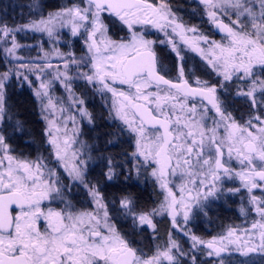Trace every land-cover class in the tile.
Wrapping results in <instances>:
<instances>
[{"label": "snow or ice", "instance_id": "snow-or-ice-1", "mask_svg": "<svg viewBox=\"0 0 264 264\" xmlns=\"http://www.w3.org/2000/svg\"><path fill=\"white\" fill-rule=\"evenodd\" d=\"M201 2L209 9L207 14L212 23L225 34L224 39L215 41L202 33L196 36L194 44L184 36L181 39L199 52L221 78L217 85L197 77L193 87L185 78L180 49L166 31L171 28L175 34L183 26L175 22L163 2L157 5L150 0H79L29 25L13 28L0 24V41L5 45L3 52L20 61L16 55L21 47L15 38L18 31L27 28L58 39V30L68 27L72 36H81L85 51L79 60L74 53L55 50V55L63 59L65 69L56 78L63 77L61 82L69 91L73 106L89 122L91 114L80 107L83 99L71 94L69 67L75 66L77 78L97 91L111 94L110 115L120 122L121 132L126 131L132 137L135 149L132 159L139 166L151 169V175L163 190L164 201L159 210L171 216L173 227L184 231L177 217L182 215L187 223L191 209L186 201L198 202L199 189H205L207 197L217 190V181L222 176L238 177L260 219L252 223L251 232L245 229L242 235H237L235 229H230L227 237L209 241L191 235V247L196 250L202 246L208 250V256H219L225 247L223 241L227 240L243 255L264 253V0ZM229 10L235 19L230 17V23H224L218 13L228 14ZM105 14L118 18L126 26V37L113 39L108 34ZM137 25H150L164 32L167 39L159 43L171 44L180 61L175 79L162 74L155 51L157 41L149 39L148 33ZM44 55L48 57L49 53ZM28 67V63L19 62V68L0 73V124L7 115L5 82L16 75L22 77L21 83L27 81L32 87L29 76L19 71ZM47 67L52 65L49 63ZM233 80L240 85L236 96L244 98L249 107V119L243 124L232 116L217 95L218 89L227 90L228 82ZM50 87V83L41 82L35 95L42 108L54 117L58 104L61 113L66 109L60 98L54 102ZM196 98L207 104H198ZM62 119L65 127L67 120L75 125V115L62 116ZM48 124L46 135L57 166H50L42 157L22 160L13 156L8 137L0 128V264H180L179 257L188 254L171 234L163 249L158 246L148 256L133 247L109 222L97 187L99 181L94 184L88 179L89 161L93 159L91 146L68 138L67 131L62 140L57 121L49 119ZM106 159L102 176L112 180L120 165L112 157ZM233 159L239 163V171L231 167ZM170 177L186 181L179 186V195L173 191L174 185L170 186ZM79 186L87 189L97 206L104 209L102 216L99 212L75 209L70 194L73 187ZM254 189L261 190L262 195L253 194ZM193 190L197 192L196 197L192 196ZM56 201L63 207H52ZM120 204L134 225L138 223L155 230L152 217L157 210L137 213L127 196ZM184 234L189 235L186 231ZM257 234L258 243L254 240ZM191 260L196 264L194 255Z\"/></svg>", "mask_w": 264, "mask_h": 264}, {"label": "flooded vegetation", "instance_id": "flooded-vegetation-1", "mask_svg": "<svg viewBox=\"0 0 264 264\" xmlns=\"http://www.w3.org/2000/svg\"><path fill=\"white\" fill-rule=\"evenodd\" d=\"M177 1L150 0V2L157 5L161 2L165 3L170 9L175 22L183 26L177 29L175 34L171 32V28L166 29V31L172 36L177 47L180 49L181 56L183 57L182 63L185 66V78L189 79L193 87L196 86L195 80L197 77L202 81L217 85L221 78L207 65V62L199 52L192 50L190 44H194L196 36L201 33L215 41H222L224 39V33L220 32L215 24L212 23L207 14L209 9L202 2L201 4L203 6L191 4V7L182 9L179 7ZM78 2L79 0H71L73 4ZM2 4L3 0H0V18L6 15V11L11 10L8 7H3ZM256 10L257 12L259 11L258 4ZM230 17L231 19H235V16L230 14L228 19L221 20L224 23H230ZM29 22L31 23V21ZM104 22L108 26V34L113 39H120L127 36L128 30L118 18L105 14ZM137 28L146 31L149 39L157 41L155 51L158 59V68L162 74H166V78L175 79L177 75L176 68L180 61H178L176 53L172 50L171 44L159 43L160 40L167 39L164 32L150 25H137ZM189 29H195L196 32L189 31ZM181 36L189 39L190 44H185ZM50 41L52 42L53 40ZM30 42L33 44L36 42V39L32 38ZM56 42L59 44L57 47L61 53L68 54L72 52L77 59L84 55V40L79 35L72 36L71 33H64L61 39H56ZM35 46L33 45L32 47ZM14 78L12 77V79L5 82V107L7 115L3 124H0V128L4 129L8 137V142L12 149L11 154L22 160H36L38 158L37 155H39L45 161L50 162V166H57L52 147L48 143V137L44 135L43 121L40 118V113L36 109L35 91L37 89V83L35 79H32V87L19 86L17 77L14 76ZM238 86H240L239 82L235 80L228 82L227 90L218 89L217 95L232 116L239 123L243 124L249 119V107L244 98L236 96ZM60 87L62 86H58L56 90L57 93L59 92L62 95V104L66 109L64 113L67 115V98L65 99L64 95L66 88L64 86L62 87V91H60ZM10 93L17 94L19 98L25 95L32 101L35 114L37 113L36 116L39 117V120H37L41 124L40 135L38 137L28 131L20 114H11L7 111L10 103L7 102L6 96ZM102 95L99 98L100 102L98 107L93 108V113H91L92 120L91 122L88 120L89 126L85 134L86 139L91 144L87 143L91 146L92 150L90 154L93 157L89 161L88 179L94 184L97 180L99 181L97 187L103 197V204L106 206L109 222L114 224L117 230L132 242V246L151 256L156 252L158 246L161 249L165 247L169 240V234H171V238L188 254L179 257L180 264H192L191 257L193 255L196 257V264H264V253L256 251L243 255L236 250L237 246L235 244H228L227 240L223 241L225 247L219 256H208V250L202 246H198L196 250L192 249L191 235H195L204 241H209L213 238L218 239L221 236L227 237L230 229H235L237 235H242L245 229L251 232L252 223L258 221L260 218L249 202L250 196L247 189L242 186V182L238 177L228 178L222 176L221 180L217 181V190L213 195L205 197L204 193L206 190L201 188L199 189L200 196L198 202L196 200L186 201L191 209L189 212V220L185 224L183 216L179 215L177 219L180 221L184 231L174 228L171 216L166 211L159 210L161 203L164 201L163 190L160 188L155 177L151 175V169H145L139 166L132 159L131 153L135 150L134 141L126 131L121 132L120 122L114 120L110 115L111 96L106 98L104 96L102 97ZM196 101L198 104H207V101L201 102L199 98H196ZM209 107L211 106L209 105ZM8 116L11 119H8ZM62 116L64 117L61 113V118ZM17 125L22 128L23 135H8L11 130H14V133L16 132V129L10 128V126L18 127ZM43 143H45V150L38 152L37 147L40 146V149H42ZM107 157L114 158V163L120 165V167L116 168V175L112 180H107L102 176V173L106 171ZM231 167L236 171L240 170V165L235 159L231 161ZM59 170L63 173L62 166L59 167ZM63 175L66 180V173H63ZM150 177L155 182L152 190L155 200L151 205L145 199L139 204L131 190L136 187L143 193H148ZM170 180L172 182L170 186L174 185L173 191L179 195V186L186 181L178 177H170ZM188 187L191 188L192 186L188 185ZM229 189H239V191H229ZM253 194L260 197L262 192L259 189H254ZM125 196L132 199L134 209L137 213L141 211L150 212L154 209L157 210V213L152 217L153 223L156 225L155 230L146 225L133 224L132 217L126 214L120 204V201ZM192 196H197L196 190L192 191ZM70 199L77 211L99 212L101 216L103 215L104 209H100L97 206L88 190L83 186L73 187ZM51 206L57 209L63 207L59 201L54 202ZM242 209L243 211H241ZM185 231L189 235H185ZM254 240L258 243V234L254 237Z\"/></svg>", "mask_w": 264, "mask_h": 264}, {"label": "rangeland", "instance_id": "rangeland-1", "mask_svg": "<svg viewBox=\"0 0 264 264\" xmlns=\"http://www.w3.org/2000/svg\"><path fill=\"white\" fill-rule=\"evenodd\" d=\"M189 4H194L196 6H203L201 4V0H189ZM73 3H71V0H60L57 1L56 8L52 9H46L44 8V1L43 0H3L2 6L5 8H10V11H6V15L3 18H0V24H7L9 27H20L29 25L30 22L28 21H38L42 18L46 19L49 15V13H56L58 11H61L64 7H69ZM231 14V10H229L228 14H221L218 13V16L220 19H228L229 15ZM105 15L103 16L104 19ZM59 37L58 39H61V36L64 35V33L70 34V28L65 27L63 29H59ZM35 34V35H34ZM35 36V37H34ZM16 42L21 46L17 49L16 55L20 57V61H17L14 57H9L3 52L4 44L2 41H0V73H3L5 71H8L9 69H17L19 68V62L28 63L29 67L27 69H19L20 72L27 74L29 76V80L32 82V79H35L37 89L39 88L41 82L44 83H50L51 87L49 89L50 95L53 97V100L57 98H60L63 100L62 95L58 92L56 88L58 86L64 87V84L61 82L63 77L61 79H57L56 77L59 75V73L65 72L64 65H63V59L57 55H55V50L58 49V43L56 42V39L50 38L47 33L44 32H37L30 29H25L23 31H18L15 33ZM32 38L36 39L35 43H31L30 40ZM50 40H53L52 42ZM31 43V45H30ZM33 45H36L35 47H32ZM48 52L49 56L45 57L44 53ZM60 52V51H59ZM72 53V52H71ZM79 60V59H78ZM8 61H11L9 63ZM51 64L52 67H47L48 64ZM36 65H39L37 68ZM42 70V71H41ZM77 69L75 66H70L67 70V75L71 78L70 84H71V94H73L75 97L83 99L84 104L80 105V107L84 108L88 113H93V108L98 107V104L100 102V96L102 95L101 92H97L96 89L88 84L85 80L79 79L76 76ZM16 75H12L14 78ZM37 76L40 77V79H37ZM17 77V76H16ZM51 78V79H50ZM8 79V81L10 80ZM15 79V78H14ZM18 85L19 86H25L28 87L29 84L27 81H24L21 83L22 77H17ZM62 87H60V91H62ZM58 89V88H57ZM76 89L78 90L76 92ZM65 99H66V108H67V115L66 113H62L64 117H68L70 115H75V125H73L71 120H67L66 127H65V120L61 118V112L60 107L61 105H57V108L55 110V116L49 115L47 111H45L41 104L39 99L35 95L36 103H37V111L40 113V118L43 121V130L44 135H46V129L49 127L48 121L49 119H55L58 123V126L61 129L60 136L63 140L64 132L67 131L68 138L73 140H78L80 142L88 143L90 144L89 140L86 139V130H88V118L87 117H81L79 113L76 111V108L72 104V97L68 90L65 91ZM99 93V95H97ZM67 94V95H66ZM108 97L111 96L110 93L102 95V97ZM16 97H18L17 94L10 93L6 96L7 102L10 103V105L7 107V111L11 114L17 113L15 108V100ZM112 99V97H111ZM45 103L47 101L45 100ZM101 107V106H100ZM86 120V121H85ZM10 124V123H9ZM18 126V125H17ZM91 126V125H90ZM15 128L16 132L14 133V130H11L10 134L8 135H23V130L21 127H12ZM44 144L41 147L38 146L37 150L40 152L41 150L44 151ZM91 145V144H90ZM78 145H74L73 147H77ZM40 157L39 155H37Z\"/></svg>", "mask_w": 264, "mask_h": 264}, {"label": "trees", "instance_id": "trees-1", "mask_svg": "<svg viewBox=\"0 0 264 264\" xmlns=\"http://www.w3.org/2000/svg\"><path fill=\"white\" fill-rule=\"evenodd\" d=\"M44 1V8L46 9H52L56 8L57 1L60 0H43ZM189 0H178V5L182 9H187L188 7H191V4L188 2ZM15 108L18 114L22 117L24 124L26 125V128L29 132L34 133L37 137L40 135L41 130V124L38 122L39 117L36 116L34 107L32 104V101L25 95H22L20 98H16L15 100ZM38 119V120H37ZM149 190L148 193H143L139 188L134 187L131 191L136 197V200L141 204L143 200H147V203L149 205L152 204V202L155 200L154 194H153V188L155 186V182L152 180V178H149Z\"/></svg>", "mask_w": 264, "mask_h": 264}, {"label": "water", "instance_id": "water-1", "mask_svg": "<svg viewBox=\"0 0 264 264\" xmlns=\"http://www.w3.org/2000/svg\"><path fill=\"white\" fill-rule=\"evenodd\" d=\"M203 5H205V4L203 3ZM224 36H225V34H224Z\"/></svg>", "mask_w": 264, "mask_h": 264}]
</instances>
